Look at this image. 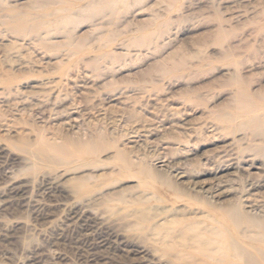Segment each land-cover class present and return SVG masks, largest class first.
<instances>
[{"label":"rangeland","instance_id":"obj_1","mask_svg":"<svg viewBox=\"0 0 264 264\" xmlns=\"http://www.w3.org/2000/svg\"><path fill=\"white\" fill-rule=\"evenodd\" d=\"M0 64L15 76L0 84V264H169L177 247L164 254L138 216L179 228L211 222L207 200L251 195L260 206L244 211L264 218V185L250 187L264 125L244 123L264 113V0H0ZM93 125L113 149L59 163L33 150Z\"/></svg>","mask_w":264,"mask_h":264},{"label":"bare ground","instance_id":"obj_2","mask_svg":"<svg viewBox=\"0 0 264 264\" xmlns=\"http://www.w3.org/2000/svg\"><path fill=\"white\" fill-rule=\"evenodd\" d=\"M7 18L8 19H6L5 21L9 24L11 29L13 28L16 31H17V29L20 30V28L22 27V20H23V16L20 13L8 14ZM38 26L40 27L41 23ZM16 48H18V46ZM97 62H95V63H97ZM14 81H15V76L13 74H11L9 71H7L5 68H3V66L0 64V84H4L6 86V88H9L14 83ZM240 97H242V99L247 100V102H249V104H250V102L253 101V100L251 101V99H253V98H251L249 96V94H246V93H241ZM254 102H252V104ZM242 107H244L242 109H245L248 106L245 107V105H244ZM249 107H251V106H249ZM255 107L256 106H254L253 108H255ZM259 109H260V107H259ZM251 110H252V108H251ZM256 110H258V109H256ZM263 111H264V109H263ZM257 112L253 113V114L251 113L252 115H250V117L248 114V118L244 122L250 128H252V130L253 129L257 130L259 128H263V125H264V113L262 112L260 114V111H259V113H257ZM248 113H250V112H248ZM123 120H124V118H123ZM66 124H67V122H66ZM98 126L93 125V127H91V132H90L89 138L87 140H80V139L74 140L71 138L70 139L69 138H63L62 141H57V140H54L52 138H48V137L44 138L43 137L42 142L39 145H38V143H37V145L35 144L36 148H33V150L35 149L36 154L43 157V159L46 158L45 161L47 160V162H48V160L51 161L54 159H55L54 161L57 160V162H58V160H61L62 158H66V160H68L67 158H69V159H70V157L75 158L74 156H77V155L78 156L82 155L83 159H84L85 156H88V155L92 156L93 154L98 153L99 151L101 153L104 149L107 150V148H105V147H106V145H108V143L110 144V141L107 142V139H108L106 137L107 134H105L106 132L105 133L103 132L104 130H108V129L102 130ZM135 130H137V129H135ZM137 133L140 134L139 132H137ZM44 135H45V133H44ZM109 140H111V139H109ZM111 142H113V141H111ZM114 143H116V141H114ZM113 145L115 146V144H113ZM109 146H111V144ZM118 147L119 148L117 150L115 149L116 152H114V155L116 153L115 159L118 161L121 168H125L126 170L128 169V171H129V168L133 165V159L130 160L128 158L129 155L126 154L128 152H126V150L124 151L122 148L120 149V146H118ZM112 149H113V147H112ZM100 153H98V154H100ZM32 154H34V153H32ZM102 154H103V152H102ZM51 156L54 159H52ZM73 158H71V159H73ZM78 159H76V161ZM84 161H85V159H84ZM87 161H89V160H87ZM64 162H65V160L63 161V164H64ZM114 162H116V161H114ZM134 162L135 163L137 162L136 159ZM158 162L161 163L160 166H167L169 164V161L166 158L160 159ZM37 163L38 162H35L36 165H37ZM49 163H52V162H49ZM67 163L69 164V162H67ZM71 164H73V162ZM93 164H94V162H93ZM49 165H54V164H49ZM142 165H144V164L142 163ZM142 165H140V166L142 167ZM140 166H138V167H140ZM145 166H147V165H145ZM131 169H133V168H130V170ZM146 169H147V167H146ZM131 171H132V173H134L133 170H131ZM131 171H129V174H131L130 173ZM175 172H176L175 175L179 176L180 178L183 177V175H184V174L182 175L180 171L175 170ZM125 173H126V171H125ZM137 173L139 174V172H137ZM137 173H134V174H137ZM146 173H148V169H147ZM129 174H128V176H129ZM151 174L153 175V171H151ZM137 177H139V176H137ZM259 185H264V181H262L261 183H257V184L253 183L250 187L254 188V187L259 186ZM77 187H80V186L77 185ZM213 188L214 187L211 185L210 186H200L199 191L202 193H206L207 194L206 197H208V198H217L219 195L226 193V191H217V190H214ZM226 194H228V193H226ZM198 198H200V197H198ZM255 198H253L251 195H249L246 198L244 197V199H242V200L239 199L240 201H238V202H234V203L231 202L228 204L224 202L225 203L224 205L219 204L218 206L213 205V203H211V201L207 200L204 203L207 205V207L205 208V206H204V210H202L201 212L204 214V216H202V217H206L211 222H205L201 219L199 220V219L195 218L194 220L190 219L189 221H186L183 225H181L179 228H177L174 226V222L169 218H162L159 220H154L152 218H145V217L138 216L137 217L138 219L134 223L133 228H136L137 230H139L138 232H140L142 234L144 233L146 235L148 234V236L150 235L151 239L154 242H156L157 246L160 244L159 246L161 247V249H164V252H163L164 254L165 253L168 254V251L171 252V250H169V249L167 252L165 251L168 247L169 248L170 247L171 248L177 247L172 254L170 253V255H172V258L171 259L166 258V263H169V264H171L170 262L173 263V261H175L174 262L175 264H264V218H261V217L258 218V217L252 216V215H250L244 211V207H246V206L247 207L260 206L258 199H255ZM237 200H238V198H237ZM216 201H217V199H216ZM167 256H169V254ZM173 257H174V260H173Z\"/></svg>","mask_w":264,"mask_h":264}]
</instances>
